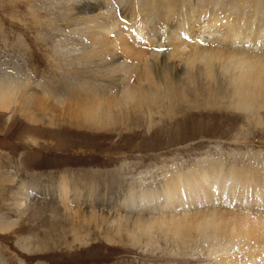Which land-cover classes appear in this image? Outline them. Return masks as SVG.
<instances>
[{
    "label": "rangeland",
    "instance_id": "374dc122",
    "mask_svg": "<svg viewBox=\"0 0 264 264\" xmlns=\"http://www.w3.org/2000/svg\"><path fill=\"white\" fill-rule=\"evenodd\" d=\"M150 1L0 0V83L14 86L13 90H8L7 97L1 100L3 105L0 106V221L12 223L8 231L0 232V264H218L227 259L233 264H262L264 261V186L259 197H252L251 191L249 195L243 196L240 190L234 188L229 197H235V200L229 202L230 205H226L221 197V202L215 203V206L223 211L222 217L219 216L218 219V214L216 217L209 215L212 220L218 219V231L211 233H201L198 227H192L202 219V215L197 214V221L188 218L187 232L182 227L179 232L166 227L158 228L157 231L151 227L152 231L133 229L134 233L130 237L123 233V238H119L118 235L122 237L121 233L115 234L114 228L112 232L105 225L107 215H99V219L94 220L95 224L94 221L84 223L82 219H77L78 222L72 218L56 219L54 214L50 215L51 209L47 211V207L38 205L40 202H50L49 198L42 199L44 193L40 200L38 195L32 194L25 207L19 210L15 208L10 193L17 191L21 181L27 187L52 189L56 184L50 182L56 177L71 175L81 179L87 189L92 185L99 191L120 195L123 191L126 193L125 190L133 185L141 172L150 171L151 178L154 177L153 183H157L160 179L155 177L161 174L157 168L170 169L174 164L186 171L199 158L204 157H228V161L238 167L247 165L264 168V96L258 98L256 109L255 106H247L248 109L252 108L249 110L241 103H236L233 96L226 97V87L216 83L217 72L223 73L222 69L217 68L221 67L222 61L215 59L214 64L217 65H214L211 73H206L207 70H203L204 61L198 57L202 53L200 50L204 49L200 46L209 45L207 41L203 39L207 45L197 44L199 49L193 48V44H190V48L186 46L187 49L181 52L184 58H178L180 60H173L169 55L170 59L167 57L168 60L163 63L156 59V65L153 63V66H149L150 62H147L149 53L153 50L149 45L136 44L135 32L134 36L130 32L127 34L125 30L116 34L117 42L110 49L115 56H102L106 53L105 50L101 53V60L96 55L97 52H90L93 44L100 45L104 39L115 40L114 26L109 25L112 33L108 34L106 29L95 30L96 23L103 21L104 27H107L108 21L115 19H118V28L123 22H126V26H130L128 23L143 26L144 33L148 32L145 36L150 39L152 37L153 43L158 40L167 42V32L172 28L171 25L177 26L182 18L170 19L168 13L164 12L163 6L168 0L162 2V5H158L159 0ZM208 1L222 7L221 3L227 0ZM152 5L160 6L161 14L157 10H151ZM194 6L197 7V4ZM194 6L186 7L185 11L187 14L192 13L200 21L207 22L203 24L205 29L214 24L220 26V21L225 20L223 17L218 22L209 21L208 15L204 13L202 16L199 8ZM199 7L202 10L209 9ZM178 9L179 7L174 13H178ZM137 10L140 12L138 15ZM155 13L157 16H154ZM163 15H166V19ZM243 21L240 22L244 25ZM196 24L197 22L193 23L195 30L199 28ZM150 28L155 30L151 31ZM162 33H165L163 39L160 38ZM195 33L198 34L197 31ZM195 39L194 37L193 40ZM185 42L189 43V40ZM162 45L168 47H161L162 51L169 54L170 45ZM117 57L119 61L116 63L113 59ZM114 62L121 65L118 66L120 69H115L117 65L114 66ZM108 66L117 71L109 70ZM191 68L193 73L188 79H183L188 82L187 86H181L183 80L180 78L174 84L184 89L182 96H177L179 98L173 96L179 101L175 98L172 100L171 94H167L166 98L162 89V92L157 91L153 106H147V102L143 101L135 112L119 111L120 108L113 103V107L112 104L110 107L112 122L104 129L88 128L87 125L80 126L65 120L74 104L84 100L83 93L91 95L89 91H92L96 94L95 89L99 90L101 87L104 89L97 93L112 92L116 98V94L120 95L119 87L130 77V84H135L138 90L136 95L144 97L154 92L157 77H162L161 81L172 76L176 79L177 75L181 77L186 69ZM157 71L159 75L156 74ZM101 97L103 98L102 94ZM134 101L136 100L132 103L125 101L123 107H134ZM143 176L146 180L150 179V175ZM225 186L226 182L223 187ZM218 188H214L216 194ZM225 189L231 192L229 186ZM35 193L38 194L39 191ZM246 196L248 199L244 198ZM55 197L51 196L50 199L56 200ZM244 200L249 201L248 206L246 203L244 207L241 206ZM209 208L215 209L211 205H202L187 210L196 212L210 210ZM242 208L247 209L243 211ZM245 211H248L246 217ZM62 212L59 210L58 213ZM154 214L158 213L152 215ZM233 214L237 217H233ZM241 221L244 224L246 221L245 227L253 228L251 230L255 234L252 233L253 239L250 237L253 235L249 234L248 239L238 237L241 241L236 238L235 242L234 232L240 227L238 225ZM170 224L172 227L176 225L174 222ZM148 232L150 233L147 234ZM24 238H28V242L31 240L29 244L31 248L35 247L34 251L24 252L20 248L19 245L26 241ZM242 239L246 245L242 244ZM231 240L236 244L230 245L233 243ZM237 243L242 245L238 246Z\"/></svg>",
    "mask_w": 264,
    "mask_h": 264
},
{
    "label": "bare ground",
    "instance_id": "6f19581e",
    "mask_svg": "<svg viewBox=\"0 0 264 264\" xmlns=\"http://www.w3.org/2000/svg\"><path fill=\"white\" fill-rule=\"evenodd\" d=\"M159 1L160 2L158 3V5L159 4L162 5V2L163 3L165 2V0H159ZM191 1L192 0H175L174 2H172V1L168 0V3L165 2L167 4L164 3V6H163V8L165 9L164 12L168 13L170 19H174L176 17L178 19L182 18L181 22H179V23L177 22L178 23L177 26L174 27L173 25H171L172 28L167 32V37H168L167 42H164L163 40L162 41L158 40V41L153 43L152 37L150 39V38L145 36L146 34L148 35V32L146 34L144 33L145 30L143 29V26L132 25L129 23H128V25H130V26H126V25H124L126 22H123V25H121L122 28H121V26H120V28H118V24L116 22V21H118V19H115L112 22L108 21L107 27H104V23H102L103 21L98 22V23H96L95 30L97 29V30L103 31L106 29L107 30L106 33L109 34V33H112L110 28H109V25H112V26H114V30H116L115 34H114L115 40H116L115 36H116V34H118V32L120 30H125V32H127V34L130 32L132 34V36H134L133 32H135V39H134L135 43L138 45L140 44V46L149 45V48L153 50L149 53L150 56L147 55V56H149V58L147 57L148 58L147 62L148 61L150 62V63H148V65L150 64L149 66H151V65L153 66V63H155L156 59H158L161 63H163L164 61L170 59L169 55H171V58H173V60L175 58L182 59L184 57L181 56V52H182V50H185L186 46L187 47L189 46V48L192 46H193V48H198L199 46H197V44L207 45V42H208L209 43L208 46H204V47L200 46L201 48H204V49L200 50V51H202V53L200 54L201 56L198 55L200 60L204 61V63L201 62L204 64V68H205V69H203V70H205L204 72H206V70H207L206 73H211L214 65H217L216 63L214 64V62H215L214 60L215 59L221 60L222 61L221 65H220L221 67H217V68L219 70L222 69L223 73H221L220 71L217 72L216 83L219 84V86L226 87V89L228 90V92H227L228 94L226 95V97L227 96L228 97L233 96L232 97L233 100L236 103L238 102V103H241L242 105H244L246 109H248V107L250 105L255 106V109H256V106L258 103V98H260L261 96H264V70H263L264 69V0H227V1H223L221 3L222 7H219L220 6L219 4H214L208 0H207L208 1L207 3H204L203 2L204 0L203 1L202 0H198V1L196 0L197 2L194 0L192 2ZM135 4H136V1H135ZM194 4H197V7H195ZM158 5H152L151 10L152 9L157 10V13L158 12L160 13V11H161L160 9H162V8ZM193 6L195 8H199L198 11H201L200 14H202V16L204 15V13L207 14L209 21L213 20V22H218L223 17L225 20L220 21V26H216L214 24L215 27H214V25H212V26L208 27L207 29H205L203 27V24L204 23L207 24V22L200 21L199 18L198 19L195 18V16L192 13H189V12H188L189 14L186 13V11H185L186 7L191 8ZM199 6H203L204 8H209V9L208 10L207 9L202 10V9H200ZM178 7H179L178 13H174ZM195 8L193 10H196ZM112 9H114V8H112ZM132 9H133V7H132ZM112 11H114V10H112ZM132 13H135V12H132ZM138 13H140V12L138 11L137 15H138ZM144 13H145V11H144ZM157 13H155V15L154 14L153 15L157 16L156 15ZM219 13H220V15H219ZM222 13L225 15H222ZM142 15H143V13H142ZM102 16L104 18H106V16H104V15H102ZM163 16L165 17V18L164 17L163 18L166 19V15H163ZM133 17H135V16L133 15ZM155 19H157V18L155 17ZM240 19L244 20L243 21L244 25L240 22L241 21ZM95 20H96V18H95ZM163 22H160V23H163ZM194 22H197L196 25L199 27V28H197V30H195V28L193 27ZM146 23H149V22H146ZM165 24H166V22H165ZM146 25H145V27H146ZM151 25H152V23H151ZM164 25H163V28H164ZM161 26H162V24H161ZM150 29H152V28H150ZM155 29H152L151 31H153ZM195 31H197L198 34H196ZM157 32H159V31H157ZM164 34L165 33L160 34L161 39H163ZM204 34H206V36H202ZM120 35H118V36H120ZM194 37L196 38L195 40H193ZM160 38H157V39H160ZM187 39L189 40V43L185 42V41H187ZM203 39L207 42H205ZM115 40L111 41L110 39H104L100 43V45H97V44L94 45L93 44V48L91 47L92 49L90 50V52L91 51H92V53L97 52L96 55L99 56V58L102 60L101 53H104L105 50H106L105 51L106 53L102 54V56H104V57L106 54H108V55L114 54V52L112 50H111L112 52H110V49H111V47H113V44H115V42H117V40L116 41ZM162 44H165L168 46L170 45L169 46L170 47V53L169 54H168V52L164 53L162 51L161 47H164L165 49L168 48ZM190 44L191 45L193 44V45L191 46ZM116 48H118V47H116ZM150 49H148V50H150ZM125 54H126V52H125ZM115 55L116 54H114V56ZM117 55H119V54H117ZM167 57H168V59H167ZM118 58L119 57H117V59L116 58L113 59V61H115L117 63V61H119ZM105 59H107V58H105ZM180 59H178V60H180ZM96 60H98V58ZM105 61H107V60H104V62ZM98 63H99V60H98ZM106 63H109V62H106ZM116 63L114 64V66L117 65V67L115 69H117V68L120 69L119 67H121V65L119 66ZM109 64H107V65H109ZM120 64H122V61ZM107 65H105V66H107ZM155 65H156V63H155ZM105 66H103V67H105ZM193 66H190V67H193ZM129 67L131 68V66H129ZM106 68L107 67H105V69ZM108 68H109V70H112V68H110L109 66H108ZM112 71L115 72L117 70H112ZM158 71L156 73L157 75L160 74ZM192 73H193V71L191 68V69H186V71L184 72V74L181 77H179L177 75L176 79L175 78L173 79V76H172L170 79L161 81L162 77H159V78L157 77V80L154 82V86H155L154 92H152L151 94L144 95V97L136 95L138 90L136 89L135 84H130V82H129L130 77L127 79V81L124 84H122L119 87L120 88V95L116 94V98L111 94L112 92L111 93L110 92L101 93L103 95V98H102L100 92L97 93L98 91H100L101 87H100V89L98 87H95V88L99 89V90L95 89L96 94L95 93L93 94L92 91H89V94L91 93V95H87L88 94L87 90H90V89L85 88V89H87V90H85L87 92V94L83 93L84 94V100H82L81 102H79L77 104H74V106H73L74 108L70 109L71 112L69 114H67V116L68 115L69 116L66 118L64 116V118H65V120L74 122L80 126L87 125L88 128L94 127V128H98V129L99 128L104 129L107 125L111 124V122H112L111 119H113V118H111V115H110L111 114L110 113L111 104H112V107L115 104L114 105L115 107L118 106V108H120L119 111H123L126 113L127 112L129 113L130 111L131 112L134 111L136 109V107L139 106L140 102H143V101L147 102V106H153L152 104L155 103V97L157 95V91L162 92V89L166 93L164 95V96H166V98H167V94H169V95L171 94L172 96L171 97L169 96V97L172 100H174L175 97H173V96H176V97L179 96L180 97V95L182 96V93L184 92L183 88H178L174 84L177 82V80L179 78H180V80H183L185 78L188 79L190 74H192ZM125 77H128V76H125ZM193 78H195V77H193ZM106 82H108V81H106ZM183 85L187 86L188 82L183 80L181 86H183ZM9 89L13 90L14 86H12L10 84L6 85V84L0 83V106L3 105L1 100H4V98L7 97V93H8ZM82 89L84 90V88H82ZM102 89H104V88H102ZM105 90H104V92H106ZM14 93H16V92H14ZM68 93H69V91H68ZM33 94H35V93H33ZM99 94H100V96H99ZM161 94H164V92ZM110 95H111V97H110ZM96 96H99L101 98L96 97ZM160 96H163V95H160ZM95 97L98 99H95ZM179 97H177V98H179ZM74 98L75 97H73V99ZM177 98H175V99L179 101V99H177ZM133 100H136V101H134V104H135L134 107H127V108L123 107L126 104L125 101H127V102L131 101V103H132ZM48 101L49 100H47V102ZM178 101H176V102H178ZM44 103H46V102H44ZM71 106L72 105H69V107H71ZM49 107H50V105H49ZM37 108H43V107H37ZM138 108L136 110H138ZM40 110H42V109H40ZM63 110H64V108H63ZM49 114H51V113H49ZM170 167H171V165H170ZM162 168L163 167L157 168V169H160L159 171L161 174H160V176L157 175L155 177V179L159 178L160 182L153 183L154 177H153V179L151 178L150 171L141 172L136 176V179H135V182H133V185L129 186V188L127 190H125L126 193L123 191V194H120V195L110 194V193H108V191H105V192L99 191L100 189L93 188L94 186H92V185H89L91 188L87 189L88 187L85 188L83 186V184L81 183V179H78L77 176H71V175L70 176L62 175V176L56 177L54 179V181L50 182L52 184H56L55 187L52 189L50 187H47L46 189H44L41 186L38 188L36 186L35 187H27L26 183L23 182L18 186L17 191L11 192L10 194H11L12 198L14 199L15 208L17 207L19 210V209H22V207L26 206L25 204H27V202L30 199L32 194H34L35 196L38 195V200H40L42 198L41 195H43V193H44V195H43L44 198H42V199L46 200L47 198H49L50 202L49 203L48 202H40V203H38V205H41L43 207H47V208H45L47 211H49L51 209L49 211V212H51L50 215L54 214L55 216H53V217H55L56 219H58L59 217H60V219L61 218H66V219L72 218L75 221L77 219H82L81 221H84V223L87 221L89 223V221H94V220L99 219L98 217H100V216L105 217L107 215L106 219H104L106 221L105 225L107 226V228L111 229L112 232H113L112 228H114L115 234L121 233L122 237H121V235H118V237L120 236L119 238H123V233H126L128 235V237H130V235H132V232L134 233V230H136V229L146 232L147 229H149V231H152V230H150V229H152L151 227H153L154 229L156 228L155 230H157L158 228L161 229L163 227H166V228L172 229L175 232H179L180 228L182 227V229H184L187 232L186 225L188 223V218H193L194 220H196V217H198L197 214H201L202 219H200L197 223H194V224L192 223L193 224L192 227H195L196 229L198 227V230H200L201 233H207L209 231L211 233V231L214 232L215 230L218 231V228H216V224H217L218 219H220L219 216H221L223 214L222 213L223 211H221V210L219 211L218 210L219 206H215V203L219 204V202H221L220 201L221 197H222V200L226 203V205H228L229 202H232L235 200V197H232V199H231V197H229L234 188H236L237 190H240L239 192H241L243 194V196L249 195L248 193H249V191H251L252 197L253 196L259 197L262 194V192L260 190L264 186V172H263L264 168L263 167H254V166L248 167L247 165H241L240 167H238V165H235L234 163H230L228 161V157L227 158L226 157H216V158L204 157L202 159L199 158L196 161V164L190 166V168L186 169V171L181 170L180 168H177L174 164H172V167L170 169H162ZM143 174L145 176L150 175V179L146 180L145 179L146 177L144 178ZM11 180H13V179H11ZM225 182H226V186H229V188L231 189V192H228L225 189L226 186L223 187ZM84 184H85V182H84ZM240 186H242V187H240ZM215 187H219L217 194H216V191H214ZM241 189H243V191ZM37 190L39 191L38 194L35 193V191H37ZM47 191H48V193H46ZM2 192H1V194H2ZM10 194H8L9 197H10ZM5 195H7V194H5ZM51 196H56L55 197L56 200H51L50 199ZM244 198L248 199V196H246ZM196 202H198V203H196ZM248 202H249L248 200H246V201L244 200L243 202H241V206H243L245 203H246V206H248L247 205ZM202 205H209V206L211 205V206H214L215 209H212V210L210 208H209L210 210H208V209H205V210L195 209V210H197L196 212H191L190 210H187L188 208L200 207ZM81 206H83V208ZM246 209H244V210H246ZM59 210L63 211L62 214L58 213ZM242 210H243V208H242ZM242 210H240V211H242ZM248 210H250V209H248ZM97 212H98V214H97ZM247 212L248 211H245L244 215ZM22 213H24V212H22ZM43 213H45V212H43ZM153 213H158V214L152 215ZM251 213H253V212L251 211ZM57 214H59V216H57ZM216 214H218L217 220L215 218ZM209 215L215 216V217H213L215 219L212 220L211 218H209L210 217ZM244 215H241V216L244 218ZM230 216H232V214ZM234 216H235V214H233V217ZM255 216H257V215H255ZM47 217H49V216H47ZM108 217L112 220L111 221L108 220L109 219ZM236 217L237 216H235V218ZM245 217H246V215H245ZM259 217L260 216H258V218ZM261 218H260V220L264 219V217H263V219H261ZM100 219H102V218H100ZM231 220H233V219H231ZM190 221H192V219ZM6 222H7V220H1L0 221V232L1 231L6 232L9 230V228L12 227V223L10 224L9 222L8 223H6ZM76 222H78V221H76ZM170 222L171 223L174 222L176 225L172 227L171 226L172 224H170ZM184 223H186V224H184ZM94 224H95V221H94ZM261 224H262V222H261ZM81 225H83V224H81ZM189 226H190V222H189ZM238 226H240V227L238 229H235V232H234L235 233V235H234V237H235L234 241L235 242H236L235 239L236 238L238 239V237H240V238L243 237L244 239L245 238L248 239V237H249L248 235L254 233L251 230L253 228H251L250 226L245 227L246 221H245V224L243 221L239 222ZM209 229H212V230H209ZM260 229H262V227ZM181 231H183V230H181ZM159 232H160V230H159ZM135 233H136V231H135ZM149 233L150 232H148L147 234H149ZM172 233H174V232H172ZM234 233H232V236ZM258 235H261V234H258ZM126 237L124 236V238H126ZM250 237H252V239H253L254 235L253 236L250 235ZM112 238H114V237H112ZM24 239L26 241L22 242V243L20 242L21 243L19 245L20 248L24 252L34 251L35 247L31 248L32 246H31V244H29V242L31 240L28 242V240H29L28 238H24ZM116 239H117V237H116ZM244 239H242V244L246 243V242H243ZM238 240H237V242H239ZM234 241L231 240V243L232 242L233 243L230 245L236 244V243H234ZM240 241H241V239H240ZM239 244H238V246L242 245V244H240V245ZM235 246L237 247V245H234V247ZM248 246H251V245H248ZM225 248L228 249V247H226V246H225ZM230 248H232V246H230ZM223 255H225V254H223ZM233 258H234V256H233ZM253 258H255V257H253ZM248 262H250V261H248ZM218 264H233V262L231 260L227 259L224 261H220ZM247 264H253V262H250ZM262 264H264V261L262 262Z\"/></svg>",
    "mask_w": 264,
    "mask_h": 264
},
{
    "label": "flooded vegetation",
    "instance_id": "af4514ba",
    "mask_svg": "<svg viewBox=\"0 0 264 264\" xmlns=\"http://www.w3.org/2000/svg\"><path fill=\"white\" fill-rule=\"evenodd\" d=\"M21 183H22V181H21ZM18 187V186H17Z\"/></svg>",
    "mask_w": 264,
    "mask_h": 264
}]
</instances>
